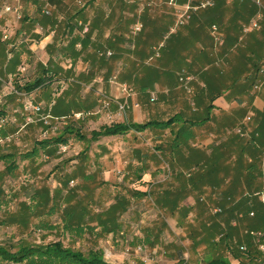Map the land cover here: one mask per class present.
<instances>
[{
    "label": "rangeland",
    "instance_id": "obj_1",
    "mask_svg": "<svg viewBox=\"0 0 264 264\" xmlns=\"http://www.w3.org/2000/svg\"><path fill=\"white\" fill-rule=\"evenodd\" d=\"M31 1L22 0L21 2L24 6L21 9L22 20L25 16L31 17L35 14L43 16L40 5ZM86 1L66 0L65 5L82 6ZM100 1L101 3H113L114 1L117 2V7H120L118 0ZM40 4H42L41 1ZM170 7L166 6L165 8L170 10ZM156 8L152 10H158ZM5 22H1L0 29ZM170 28L160 42L153 44V48L158 47L161 43L164 45L160 52L168 47L173 48L172 42L180 28L174 33L170 32ZM8 29L12 30L7 32L10 35V40L5 41L3 38L1 40L6 46L7 56L15 54L16 48L10 45L20 38L15 35V31L9 25ZM42 30L44 29L41 28V33H35V35L43 36ZM133 31H135L134 27ZM34 39L40 41L38 37ZM39 44L40 42L37 46ZM105 49V46L98 49L91 57L92 59L88 58V64L94 66L96 62V67L101 65L104 58L99 59L100 53ZM114 57H110L109 64L113 63ZM62 61L67 67H70L69 59ZM92 61L95 62L92 63ZM24 63L15 76L5 78L1 82L3 93L0 94V112L5 111L4 118L8 122L0 131V153L31 151L37 141L56 136L63 126L72 121H76L81 131L90 137L91 130L99 129L106 124L122 121L146 123L149 120H168L179 111L184 119L194 116L201 118L204 115L199 112L198 107L200 106L197 105L198 99L193 90L187 98L186 92L178 85V83L180 84L179 80L169 96L166 95L165 90L168 87L172 89L171 85L161 84L157 90L151 89L156 92L157 97V101H153L151 93L143 95L140 87L134 85L130 86L132 90L131 88L129 90H131L132 96L129 97L128 93L117 84L110 83V78L116 74L107 78L106 74L97 70L98 72L93 73L92 81L80 95L86 105L94 102L98 104L89 109L80 110L75 107L74 115L71 114L61 119L54 118L50 108L51 104L56 98V94L62 92L60 89H65L72 81L69 79H73V77L64 75L55 77L52 79L51 86L48 85L37 92L38 98L34 100L24 92H17L15 87L17 83L23 85L42 76L43 69L39 63L45 65L47 56H43V53L37 50ZM156 64H160V61L154 63V65ZM81 65L82 68L77 66L76 72L79 68L86 69L85 65ZM143 66L144 62L140 61L137 56H130L126 69L141 70ZM121 78L122 75H119L117 81L119 82ZM59 91L61 92L59 93ZM253 91L254 88L251 87L250 92ZM263 91L259 94H264ZM259 94L253 93L254 96ZM34 95L36 94L32 96ZM133 98L136 99L135 103L139 104L138 108L133 107ZM30 102H33L34 105H41L42 111L40 113L27 111L25 104ZM192 103L196 104V107H193ZM120 105H124L125 109L119 108ZM252 115L253 113L247 114L246 111L241 112L239 116L242 119L238 121L239 126L233 127L229 131L222 132L220 128L215 130L210 124L209 126L206 124V128L197 127L194 130L196 139L192 140L191 144L195 148L208 150L209 147L205 142L208 138L215 144L224 142L230 153L232 147L234 150H239L249 140V131L258 126L259 119ZM248 117L251 118L250 121L247 120ZM44 119L48 120L47 125ZM240 125L246 131L245 137L236 133L237 129L242 127ZM174 128L179 129L178 126ZM259 131L263 136L264 123ZM173 137L174 135L172 136L170 131H147L144 134L105 138L99 142H93L91 145L70 138L68 145H63L48 154L42 153L33 161L18 160L19 167L13 174L5 173V165L0 163V188L4 191V197L0 204V242L10 247L20 243L38 245L61 241L65 246L73 247L84 254H88L91 250H100L110 264H205L208 255L222 254L232 260H237L240 257L238 248L231 249L229 244L231 245L230 242H233L234 239H238L241 243L244 242L248 245L244 234L251 228L245 221L239 220L235 213L231 215L233 211L228 206H231L233 201H228L223 192L207 190V192L198 193L193 190L190 196L185 192L178 194V190L183 188L181 185L185 182L181 178L176 182L180 184L177 192L162 203L166 204L164 208L159 203L162 197L158 199V187H147L146 190L150 191L148 198L139 200V198L136 199V196L134 197L133 192L140 187L139 182L135 180V171L140 167L139 160L142 156L146 157V163L149 165L148 173L154 176L157 173V178L154 177V179L162 182L163 188L160 192L168 188L167 184L172 179V173H175L177 169L184 170V174L190 172L186 168V159L192 154L191 145L182 144L179 150L172 151ZM184 137L187 139L186 136ZM262 145L264 146V143ZM88 146H91L90 152L85 153ZM81 152V156L78 155ZM84 153L87 155V159L78 164ZM92 171L96 173L92 176L93 179H87ZM103 180H107V182L105 183ZM262 182L263 188L264 181ZM36 193L44 196L40 198L41 196L37 195L36 198L34 197ZM54 193L57 204L56 211L51 210L52 203L46 200L49 194L53 195ZM121 194L127 195L128 199L132 201L129 211L123 214L122 221L125 224V230L121 234L104 236L101 234L99 226H96L94 231L86 229L80 234L72 229H64L63 214L66 209H73L77 215L82 211V208L88 209L86 214L90 219H87L88 223L94 226L98 224L97 212H103L110 205L116 204L115 199ZM203 196L207 197L210 207L222 208L221 216H214L209 210V205H204L201 202ZM166 197L164 196L162 199ZM179 199L182 200L181 207L183 209L178 208L175 214L170 213L171 208L169 207H172L174 200ZM188 206L192 210L187 216L188 212H185L184 208ZM249 213L246 210L244 214L248 215ZM229 217L233 218L232 221H236L239 226L236 227V231H229L228 239L219 242V237L223 232L219 233V229H216L212 222ZM232 227L233 230L236 229L234 226ZM230 238L231 240H229ZM227 243L228 245H226ZM253 243L257 249L254 240ZM257 252H259L258 249ZM257 257L256 264H263V254ZM0 264L8 263L0 262Z\"/></svg>",
    "mask_w": 264,
    "mask_h": 264
},
{
    "label": "crops",
    "instance_id": "obj_2",
    "mask_svg": "<svg viewBox=\"0 0 264 264\" xmlns=\"http://www.w3.org/2000/svg\"><path fill=\"white\" fill-rule=\"evenodd\" d=\"M40 1L42 4H40ZM65 1H31L32 3H38L42 12L46 8L50 9L52 12L51 16H45L44 14L43 16H36L35 14L31 17L25 16L24 20H22V16L19 18L17 13L5 16L3 21L6 22L0 29V94L3 93V84L1 82L5 78L15 76L17 71L21 70L22 65L25 64L24 61H28L37 50H40L43 56H47L45 65L39 63L43 70L47 68L57 76L73 77V79H69L72 81L68 83L65 89H60L62 92L59 91L61 93L56 94V98L51 104L50 108L55 116L65 115L70 112L74 113L75 107L80 110L83 108L89 109L98 104L94 102L86 105L80 95L92 81L93 73L97 70L106 74L107 78L116 74L110 78L111 84H117L119 87L126 85L129 89L131 85H134L140 87L143 95L151 93V100L153 101H157L156 92L153 91L157 90L159 85H171L172 89L168 87L165 90L166 95L169 96L176 88L181 73L190 74L193 77L190 85L195 97L198 99L199 112L201 114L204 113V115L201 118L194 116L184 119L182 113H180L181 111L175 114H179L184 121L203 122L192 127L191 132L193 134L181 141L182 144L191 145L192 154L186 159V168L190 172L184 174V170L177 169L175 173H172V179L167 184L168 188L160 192L161 188H163L162 182L156 181L157 173L155 176L148 173L149 165L146 163V157L142 156L139 160L140 167L135 171V180L139 182L140 187L133 192V195L134 197L136 196V199L142 200L149 197L150 191L146 190L147 187H158V199L168 196L164 199L161 198V201H159L164 208L166 204L164 203L163 206L162 203L171 198L170 196L173 193L177 192L180 184L176 182L182 178L185 182L181 185L183 188L178 190V194L185 192L186 195L190 196L193 190L198 193L207 192V190L221 191L228 201H233V204L228 206L233 211L231 215L235 213L236 217L245 221L249 228L252 226L257 228L250 230L264 231V203H262V196L264 195V187L262 188V181H264V146L260 153L249 148L246 155H241L240 150L242 148L234 150L232 147L230 153L228 152V146L222 141L215 144L214 141L207 138L205 142L207 147H209L208 150L195 148L191 144L192 140L196 139L194 130L197 127L206 128V124L208 126L210 124L215 130H218V128L222 129V132L229 131L233 127L237 128L239 126L238 121L242 119L239 116L241 112L253 113L252 116L255 115L259 119V122H257L258 126L260 124L263 125L264 119L260 118L264 113V94L260 95L259 92L261 93L264 90V0L261 6L256 3V0H215V5L212 8L194 13L193 18L185 27L179 29L176 38L172 42L173 48L168 47L163 52H160L161 55L158 57L154 56L153 44L162 40L168 28L175 23L176 19L174 9L172 7H170V10L165 8L168 6L169 0H140L141 2L118 0L120 7H117V2L114 1L113 3H101L100 0H87L82 6H73L72 4L68 6L65 5ZM201 1L207 0H178L181 6L186 4L196 5ZM21 2L12 3L13 6L20 7V14H22L21 9L24 7ZM3 3H5V0H0V4ZM151 7L159 8H156L158 10H152L153 8ZM259 13L262 14L259 26L253 32H246L245 28L247 25ZM136 24L144 25L142 32L136 33L133 31V27ZM8 25L15 31V35L20 36L15 43L10 45L15 47L16 50L15 54H10L9 56H7L5 44L1 42L2 34L11 30L8 29ZM86 26L89 27L88 33L84 32ZM214 26L218 28L217 34L213 32ZM41 28L44 29L42 30L44 35L39 37L35 33L40 34ZM36 37L40 38V41H36L34 39ZM39 42L40 44L37 46ZM104 46L106 49L103 52H112V56H115L114 60H112L113 63L109 64L110 57L100 56V60L104 58L101 63L99 62L101 65L96 67L95 61H92V63L95 62L94 66L89 65L88 58L94 56L96 51ZM130 56H137L140 61L144 62L141 70L135 69L132 71L131 68L126 69ZM65 59L71 61L70 67L63 63L62 60ZM158 61H160V64L154 65ZM81 64L86 66L85 70L80 69L82 68ZM77 66H80L78 72H76ZM94 68L97 69L95 70ZM90 75H92V78H90ZM119 75H122L121 82L117 81ZM50 84L48 85L51 86ZM178 85L184 90L179 83ZM258 85L259 88L255 89V86ZM251 87L254 88L253 92H250ZM151 89L154 90L152 91ZM40 90L38 89L30 95L25 94L35 100L38 98L37 92ZM253 93H258L259 95L254 96ZM33 94L36 95L32 96ZM186 94L187 98H189V93L186 92ZM135 100V98L132 99L133 107L138 108L139 104L135 103ZM107 104L110 105V103ZM210 105L213 107L209 108ZM192 106L196 107V104L193 105L192 103ZM132 122L139 123L136 121ZM244 124L246 123L244 122ZM175 126L180 128L181 124ZM257 127L249 131V136ZM148 131L161 132L162 130ZM168 131L170 130L163 132ZM175 131L177 130L175 129ZM133 134L138 133L133 132L129 135ZM175 134L176 132L171 133L172 136L174 135L173 145L175 143ZM261 138L264 141V135ZM232 150L234 151L232 152ZM172 151L176 150L173 148ZM22 153L26 152L8 151L0 153V155L13 154L15 155L14 160L18 162V160H21L20 154ZM42 153L44 152H41L38 156ZM240 160H242L244 165L252 160H256L257 164L256 172L251 174L256 177L251 180L253 193L248 195L249 183L245 179L248 173L244 169L239 168ZM0 163L5 165L6 169L7 164ZM95 174L92 171L87 176V179L90 178L92 180V176ZM154 177L156 178L154 179ZM103 182L106 183L107 180H103ZM230 193L232 195L228 196ZM243 193H245V197H249L248 201L243 199V195H241ZM139 194H146V196ZM50 196L56 198L55 193ZM115 201L116 204L122 202L123 205L128 207L125 211L117 210L118 224L121 231H123L125 230V224L122 221V217L124 213L129 211V205L132 201L125 194L116 197ZM177 201L178 205L169 207L172 214H175L178 208L183 209L181 207L182 200L179 199ZM201 202L204 205H209L207 197L203 196ZM116 204L110 205L107 210ZM184 209L185 212H188V216L191 213V207L188 206ZM215 209L222 208L210 207L209 205V210L212 211L214 216H221L222 214L215 213ZM107 210L103 212H107ZM246 210L247 213L250 212L248 215L244 214ZM252 212L255 213V216L250 215ZM97 213L102 212L98 211ZM232 219L229 217L218 222H212L214 227L219 229V233L223 232L219 237V242L228 239L230 230L231 232L237 230L236 227L239 225ZM97 225L91 226L95 228ZM232 226L236 229L233 230ZM247 231L244 234L247 238L246 242L248 245L250 243L254 245V239L247 235ZM230 243L229 247L231 249L238 248V251L242 248L247 249L248 246L244 242L238 241V239H234ZM259 253L262 255L261 252ZM229 259L231 264H239L238 258L237 260Z\"/></svg>",
    "mask_w": 264,
    "mask_h": 264
},
{
    "label": "trees",
    "instance_id": "obj_3",
    "mask_svg": "<svg viewBox=\"0 0 264 264\" xmlns=\"http://www.w3.org/2000/svg\"><path fill=\"white\" fill-rule=\"evenodd\" d=\"M55 77H57V75L53 71L45 68V70H43L42 76L38 77L32 82H28L23 85L17 83L15 90L17 92L20 91L30 95L34 91L38 89H42L46 87V85H48L49 83H52L53 81L52 79H54ZM212 107H213L212 105L209 106V108ZM71 114L74 115L75 113L70 112L68 114L61 116L53 115V117L61 119V118H66ZM5 115H6L5 111L0 112V119L4 118ZM260 119H264V113L261 115ZM200 123L203 122L184 121L181 118V116L177 114L175 115V117L170 118L168 120H161V121L150 120L143 124L123 121L118 123H112L110 125H104L98 130H91L90 137H88L83 133V131H81V128L77 126L76 121H72L71 123H67L65 126H63L62 129L59 130L60 133L57 134L56 136L38 141L34 146V150L20 154L21 155L20 158L21 160H33L41 152L47 154L51 153L53 150L57 148H61L63 145L64 146L68 145L70 138H75L84 143H88L89 145H91L93 142L100 141L102 138L105 137L127 136L133 132L138 134H144L148 130H160V131L170 130L171 133L176 132L175 140H174L175 143L173 145V148L177 150L178 148H180L182 144L181 142L182 139H185L184 136L189 138L190 135L193 134L191 132V128L199 125ZM180 124L181 126L179 130L175 131L173 127H175V125H180ZM261 127L262 124H260L258 128L254 130V132H252L249 140L246 141L245 143L246 146L240 147V149L242 148L240 150V153H242L241 155H246L247 149L249 148L257 153L261 152L263 147L262 143H264V141L261 140L262 139L261 133L259 131ZM90 148L91 146L88 147L85 153H88ZM85 153L82 159H80L81 161L78 162V164H80L81 162L87 159V155ZM81 154L82 152L79 155L81 156ZM14 158L15 155L13 154L0 155V162L7 164L5 173L13 174L19 167L18 162L14 160ZM256 166H257L256 160L247 162L245 163V165L242 163V160L239 161V168L242 170L244 169L248 173L245 176L246 182L249 183L247 195L253 193V190L251 188V184H252L251 180L255 179L256 177L251 174L256 172L255 171L257 170ZM3 194L4 191L3 189L0 188V204L2 203V198L4 197ZM37 195L41 196L40 198L44 196L43 194L36 193L34 197ZM139 195L146 196V194H139ZM229 195L232 194L230 193L228 194V196ZM241 195H243V199L247 201L249 200V197L244 196L245 193ZM46 200H49V202L52 203L51 210L56 211L57 204L55 197H51L49 194ZM177 202H178L177 200H174L173 206L178 205ZM118 209L125 211L128 209V207L127 205H123L122 202L121 203L119 202L116 205L109 208L107 212H102L97 215V221H98L97 226L100 227L101 230L100 232L104 236H108L109 234L119 235L122 232L120 225L118 224V219H119L117 215ZM87 212L88 209L82 208V211H80L79 214L77 215L73 211V209L72 210L66 209L63 214L64 229H72V231H76L79 234L86 231V229L94 231V228L91 226L90 223H88V220L90 219H88L86 216ZM251 229H257V228L252 226ZM257 249L252 243H250V245L247 246L246 250L240 249L239 250L240 257L238 258L239 264L240 263L245 264L246 262L247 264H256L258 262L257 256H261L260 253L257 252ZM0 262L8 263V264H110L106 261L102 251L100 250H91L88 254H84L82 251H78L73 247L65 246L61 241H52V243L38 244V245H28V244L26 245L20 243L17 245H12L10 247H7L5 244L0 242ZM205 264H231V261L227 256L223 254L217 256L208 255L207 259L205 260Z\"/></svg>",
    "mask_w": 264,
    "mask_h": 264
},
{
    "label": "built area",
    "instance_id": "obj_4",
    "mask_svg": "<svg viewBox=\"0 0 264 264\" xmlns=\"http://www.w3.org/2000/svg\"><path fill=\"white\" fill-rule=\"evenodd\" d=\"M21 0H5V3L0 4V25L1 22L5 19V16L8 14H15L17 13L19 18L21 17L20 14V7H16L13 6L14 3H20ZM263 0H256V3L261 6L262 5ZM13 3V4H12ZM215 5V0H207V1H201L198 4L194 5V4H186L184 6H181L178 2V0H169L168 2V6L172 7L174 9V14H175V23L173 26H171V30L170 32L174 33L176 32L179 28L184 27L192 18L194 13L199 12L200 10H206L209 8H212ZM51 10L50 9H44L42 12V15L44 14L45 16H51ZM262 19V14L259 13L256 15V17L249 23V25H247V27L245 28L246 32H253L254 30H256V28L259 26V22ZM89 28L86 26V28L84 29V32H88ZM134 30L136 33H140L143 31V25L142 24H136L134 26ZM218 28L214 26L213 32L215 34H217ZM2 38L5 41L10 40V35H8L7 32L2 34ZM163 43H161L158 47H154L153 48V53L155 57H158L160 55V50L163 48ZM113 54L112 52H101L100 56H107V57H111ZM193 77L186 73L183 72L180 75L179 81H180V85L183 87V89L187 92V93H191L192 92V87L190 85V83L192 82ZM120 87H122V89L128 93V96H131L130 94V90L129 87H127L126 85H121ZM258 86H255V89H258ZM194 105V103H193ZM120 108L122 110L125 109L124 105H121ZM25 109L27 111H34L35 113H40L42 111V107L41 105H34L33 102L27 103L25 104ZM45 120V124L47 125L48 120ZM248 121L251 120L250 117L247 118ZM7 120L6 118H2L0 119V130H2L5 125L7 124ZM237 134L240 135L241 137H245L246 136V131L244 129V127H239L237 129ZM262 203H264V195L262 196ZM215 213L217 214H221L222 209H215L214 210ZM251 216H255V213H251ZM247 235L251 238L254 239L255 244L259 250V252H261L263 254L264 257V231L261 230H250L247 231ZM243 250H246V248H242ZM264 264V262H263Z\"/></svg>",
    "mask_w": 264,
    "mask_h": 264
}]
</instances>
